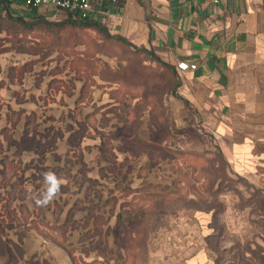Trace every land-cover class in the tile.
<instances>
[{"label":"rangeland","instance_id":"374dc122","mask_svg":"<svg viewBox=\"0 0 264 264\" xmlns=\"http://www.w3.org/2000/svg\"><path fill=\"white\" fill-rule=\"evenodd\" d=\"M11 16L18 18L17 24L4 17L0 27H12L13 41L19 38L29 57L55 59L58 63H50L60 69L68 59L79 66L88 60L93 87L108 81L103 87L118 106L106 117H119L113 136L123 138L134 157L122 170L112 166L114 173H105L97 186L102 189L98 212L103 218L96 220L94 242L86 228L68 237L70 249L80 258L77 264H183L201 252L215 264H264L263 183L236 174L213 133L194 114L186 123L173 121L169 99L176 80L152 49L119 41L104 21L99 22L109 36L51 7H23ZM54 113L62 123L60 108ZM110 125L96 126L103 132L112 129ZM144 131L152 133L162 148L131 142ZM61 166L54 170L58 173L52 172L61 181L59 193L39 205L38 214L28 196L18 226L9 232L19 246L12 247L18 264H73L67 249L48 240L46 221L65 220L75 199L84 198L88 182L76 177L71 161ZM44 176L28 181L30 188L39 185L37 199L46 192ZM74 205V217L81 219L87 213L84 203ZM8 259L6 253L0 264Z\"/></svg>","mask_w":264,"mask_h":264},{"label":"crops","instance_id":"0c3cea01","mask_svg":"<svg viewBox=\"0 0 264 264\" xmlns=\"http://www.w3.org/2000/svg\"><path fill=\"white\" fill-rule=\"evenodd\" d=\"M96 1L104 11L97 21L106 22L111 33L152 49L174 69L178 95L190 103L197 122L213 133L231 169L264 185V0ZM5 36L0 27V48L11 46ZM27 54L10 48L0 52V169L12 173L14 162L17 173H58L54 170L71 161L76 177L88 183L84 198L75 199L67 210L77 202L87 205L89 181L101 183L105 173H114L112 166L122 170L134 158L127 142L113 136L119 117H106L118 103L103 87L108 81L93 87L88 80L86 86L85 74L75 78L69 66L58 69L57 60L51 59L57 62L51 65ZM180 62L196 68L179 70ZM183 100L169 99L177 124L191 120ZM57 108L62 123L54 113ZM98 123L112 129L102 132ZM6 135L19 144L9 143ZM131 140L140 145L138 141L149 142L151 136L144 131ZM48 222L60 224L57 219ZM183 264L215 262L201 252Z\"/></svg>","mask_w":264,"mask_h":264},{"label":"trees","instance_id":"16d2710c","mask_svg":"<svg viewBox=\"0 0 264 264\" xmlns=\"http://www.w3.org/2000/svg\"><path fill=\"white\" fill-rule=\"evenodd\" d=\"M0 12L6 11V14L13 13L11 9L8 8V6L3 5L2 0H0ZM73 18V22L80 24L81 26H84L85 28H95L98 31L102 32L103 34L109 36L107 30L100 25V22L95 19H80L75 18L71 14H69ZM4 17H7L10 21H13L14 24H17L18 18H13V16H7L0 14V22L4 19ZM75 20H79L82 22H76ZM10 25H13V23L9 22ZM2 26V25H0ZM10 26H3L2 28H5L6 30V41L11 43L10 47H1L0 52L7 50V49H16V50H22L18 42L20 41L19 38L13 41L12 34L13 29ZM25 30V29H22ZM25 35V33H24ZM119 41L127 43L126 39L122 37H117ZM22 51H26L22 50ZM77 60L74 59H68L67 64L65 63L64 67L66 66L70 67V70L75 71V78H82L83 74L86 76V86L88 85V80H91L92 73L90 69V63L88 60H83L82 66L75 65ZM80 61V60H78ZM87 62V64H86ZM164 66L169 68L173 74V77L176 80V85L174 86V90L172 91V94L178 98L183 100L177 93V87L179 86V78L174 69L166 64L165 62L161 61ZM59 69V68H58ZM92 83V81H91ZM184 104L190 111V115L192 116L194 114L193 108L191 107L190 103L187 100H183ZM7 140L9 143H16L15 140H13L10 136L6 135ZM139 144L145 148L149 147H155V148H162V146L159 144V142L156 141L154 135L151 133V140L149 142H144L142 140L138 141ZM0 164H4L3 161H0ZM12 173H4V170L0 169V175L2 176V180L0 182V189H6L7 186L10 185L11 189L5 190V193L0 192V258L4 256L6 253L9 255V260L6 264H18L16 262V254L13 250V246L19 247L17 243L13 241V239L10 237V231L18 226L20 222V210H22L25 207L24 200L30 196L32 200L35 203V212L36 214L39 213L42 208L36 203V195L34 193L39 188V185L36 184L33 187H29L28 181L35 182L39 177L44 176V173H30V175H25L26 173H17V170L19 169V166H17L14 162L11 163L10 167ZM96 184V186H95ZM94 185V186H93ZM98 185H101V183L96 182L95 180L89 181V186L92 188L93 196H90L91 194H86V202L87 205L82 206V210H86L87 213L83 214L81 219H76L74 217V212L77 210L75 209V206L71 207L68 212L66 219L63 223L60 224H50L48 221H46V225L48 226L49 232H45L48 239L52 242L61 245L65 250L67 249L69 256L71 257L72 263L77 264L78 258L76 257L74 251L70 249L71 245L68 243V237H70L74 231L78 230L79 228H86V232L91 234V243L94 242V233L95 228H97V222L96 220L98 218H103V214L99 213L98 210L102 206L100 203L102 201V189L97 187ZM30 188V189H29ZM96 198V199H95ZM18 200H21V202L18 204ZM106 204V202L104 203ZM103 204V205H104ZM92 220V222H91ZM55 232V233H54ZM80 259V258H79Z\"/></svg>","mask_w":264,"mask_h":264},{"label":"built area","instance_id":"2783aa9c","mask_svg":"<svg viewBox=\"0 0 264 264\" xmlns=\"http://www.w3.org/2000/svg\"><path fill=\"white\" fill-rule=\"evenodd\" d=\"M3 5L9 9L19 10L23 7L46 6L52 9L71 14L80 19L100 20L104 11L100 9L96 0H2ZM196 65L180 62L179 70L195 69Z\"/></svg>","mask_w":264,"mask_h":264},{"label":"clouds","instance_id":"9594fccd","mask_svg":"<svg viewBox=\"0 0 264 264\" xmlns=\"http://www.w3.org/2000/svg\"><path fill=\"white\" fill-rule=\"evenodd\" d=\"M44 182L46 185V192L43 194L42 199H37L38 205H46L59 193L61 181L56 177L55 174L49 172L44 176Z\"/></svg>","mask_w":264,"mask_h":264}]
</instances>
